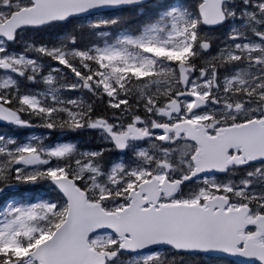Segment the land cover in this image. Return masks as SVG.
I'll return each instance as SVG.
<instances>
[{
	"label": "snow or ice",
	"instance_id": "obj_1",
	"mask_svg": "<svg viewBox=\"0 0 264 264\" xmlns=\"http://www.w3.org/2000/svg\"><path fill=\"white\" fill-rule=\"evenodd\" d=\"M0 125V264H264V0H0Z\"/></svg>",
	"mask_w": 264,
	"mask_h": 264
},
{
	"label": "trees",
	"instance_id": "obj_2",
	"mask_svg": "<svg viewBox=\"0 0 264 264\" xmlns=\"http://www.w3.org/2000/svg\"><path fill=\"white\" fill-rule=\"evenodd\" d=\"M0 131H3V126L0 125ZM40 130L36 129V130H33V133H38L39 134ZM28 135L32 134V133H27Z\"/></svg>",
	"mask_w": 264,
	"mask_h": 264
},
{
	"label": "rangeland",
	"instance_id": "obj_3",
	"mask_svg": "<svg viewBox=\"0 0 264 264\" xmlns=\"http://www.w3.org/2000/svg\"><path fill=\"white\" fill-rule=\"evenodd\" d=\"M32 134H37L38 135V133H32Z\"/></svg>",
	"mask_w": 264,
	"mask_h": 264
}]
</instances>
